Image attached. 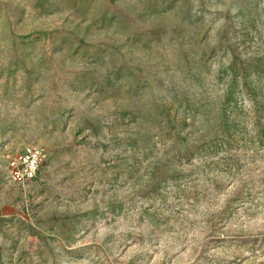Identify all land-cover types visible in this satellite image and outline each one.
<instances>
[{
    "label": "rangeland",
    "instance_id": "1",
    "mask_svg": "<svg viewBox=\"0 0 264 264\" xmlns=\"http://www.w3.org/2000/svg\"><path fill=\"white\" fill-rule=\"evenodd\" d=\"M0 264H264V0H0Z\"/></svg>",
    "mask_w": 264,
    "mask_h": 264
},
{
    "label": "built area",
    "instance_id": "2",
    "mask_svg": "<svg viewBox=\"0 0 264 264\" xmlns=\"http://www.w3.org/2000/svg\"><path fill=\"white\" fill-rule=\"evenodd\" d=\"M45 159L44 149L28 145L23 150L8 157L9 178L16 183L30 181L37 176Z\"/></svg>",
    "mask_w": 264,
    "mask_h": 264
}]
</instances>
